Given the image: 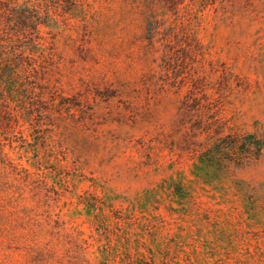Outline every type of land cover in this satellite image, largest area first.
Masks as SVG:
<instances>
[{
	"label": "rangeland",
	"instance_id": "1",
	"mask_svg": "<svg viewBox=\"0 0 264 264\" xmlns=\"http://www.w3.org/2000/svg\"><path fill=\"white\" fill-rule=\"evenodd\" d=\"M79 3L0 68V264H264V0Z\"/></svg>",
	"mask_w": 264,
	"mask_h": 264
},
{
	"label": "trees",
	"instance_id": "2",
	"mask_svg": "<svg viewBox=\"0 0 264 264\" xmlns=\"http://www.w3.org/2000/svg\"><path fill=\"white\" fill-rule=\"evenodd\" d=\"M80 0H40L37 4L32 0H24L19 4L18 0H0V68L2 69V81H11L14 77H17L22 73L27 75L29 69L35 70V62L32 56L25 55V49L28 45L34 44L39 31V25L46 22L42 15V10H46L50 5L62 6L67 11L82 4ZM164 7L168 10H174L176 6L182 2V0H162ZM155 8L147 10V16L152 17L156 15ZM155 22L149 20L146 28L145 39L151 44L154 43V37L157 34V30L154 28ZM183 22L179 25V33L184 32ZM177 33L175 34V36ZM166 37H164L165 39ZM178 39V37L176 36ZM168 47V43L165 44ZM169 54V53H167ZM198 80H193V89L188 92L183 100V114L188 116L189 114V100L196 97V90L198 86ZM25 90V89H24ZM23 90V91H24ZM4 95V94H3ZM1 93L0 106L3 105L1 99L3 98ZM195 100V99H194ZM23 102V101H22ZM8 113H10L8 111ZM198 122L202 123V118L198 117ZM220 134V131L216 132V135ZM210 136L208 139H212ZM229 139L230 135H228ZM227 138V137H226ZM240 138L245 139V136ZM238 139L229 140V144L236 142ZM247 149L241 154H235L234 159L237 166H242L250 160L257 158L260 154L264 144L261 139H253L247 143ZM231 160L233 158L231 157Z\"/></svg>",
	"mask_w": 264,
	"mask_h": 264
}]
</instances>
